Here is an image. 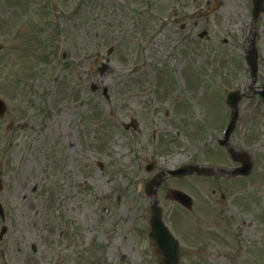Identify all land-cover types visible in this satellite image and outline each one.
I'll use <instances>...</instances> for the list:
<instances>
[{
  "label": "rangeland",
  "instance_id": "1",
  "mask_svg": "<svg viewBox=\"0 0 264 264\" xmlns=\"http://www.w3.org/2000/svg\"><path fill=\"white\" fill-rule=\"evenodd\" d=\"M76 2L0 0V264H159L145 184L190 163L235 166L210 137H221L233 88L247 97L231 143L253 173L168 175L157 199L180 264H264V105L245 60L255 27L262 88L264 14L253 26L252 0H89L74 22L56 20ZM220 186L230 193L222 226L202 220ZM172 189L193 197V212L166 198Z\"/></svg>",
  "mask_w": 264,
  "mask_h": 264
},
{
  "label": "water",
  "instance_id": "2",
  "mask_svg": "<svg viewBox=\"0 0 264 264\" xmlns=\"http://www.w3.org/2000/svg\"><path fill=\"white\" fill-rule=\"evenodd\" d=\"M263 1L264 0H255V18H258L260 12L264 9L263 7ZM257 56H256V49L252 48L249 52V56H248V62L249 64L252 66V72H253V76L256 77L257 76ZM105 69V68H104ZM261 94L264 97V91L261 92ZM241 96L240 93H234L231 94L229 97V102L232 105H235V116L233 118V121L230 125V129H229V135L233 132L235 125H236V121L238 119V111H237V103L239 102ZM5 109H4V104L0 101V115H2L4 113ZM245 169H251L252 168V163L249 162H245L244 164ZM239 171H242L239 170ZM193 172H198V173H203V170H199V167L195 166V167H185L182 168L178 171H174V172H170L172 175H176L179 173H183V174H188V173H193ZM161 184L160 181H158L156 178L147 183V191L150 195H153L155 193L154 190H152L153 186H159ZM173 198L180 201L182 204H184L185 206L190 207L191 206V199L190 197H188L187 195H185L182 192L179 191H173L172 194ZM1 208V207H0ZM153 217L151 220V224H152V231L150 233V238L153 241V246L155 247V252L160 254V255H164V259L162 260L161 264H178L179 263V256H178V247L179 244L178 242L174 239V237L172 236V234L170 233L169 229L165 226L163 220H162V209L159 207V203L158 201L155 202V204L153 205Z\"/></svg>",
  "mask_w": 264,
  "mask_h": 264
},
{
  "label": "flooded vegetation",
  "instance_id": "3",
  "mask_svg": "<svg viewBox=\"0 0 264 264\" xmlns=\"http://www.w3.org/2000/svg\"><path fill=\"white\" fill-rule=\"evenodd\" d=\"M183 28H186V25L185 26H183ZM219 189L221 190V192L223 193L222 195H223V198H225L226 200H228V198H229V195H230V193H229V189H225L224 187H222V186H220L219 187ZM229 206V204H227L226 205V207H228ZM229 210L228 209H226L224 206L222 207V208H220V209H218L217 210V212H216V215L217 214H219L220 212H222L226 217H227V212H228ZM220 219H221V224L223 223V216H222V214L220 215Z\"/></svg>",
  "mask_w": 264,
  "mask_h": 264
}]
</instances>
